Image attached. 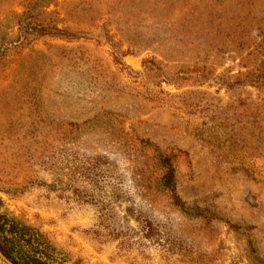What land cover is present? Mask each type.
Here are the masks:
<instances>
[{"label":"rangeland","instance_id":"1","mask_svg":"<svg viewBox=\"0 0 264 264\" xmlns=\"http://www.w3.org/2000/svg\"><path fill=\"white\" fill-rule=\"evenodd\" d=\"M196 62L204 77L167 83ZM261 74L264 0H0V213L61 264H264ZM139 140L174 157L178 195L210 218L170 215L187 259L120 257L84 236L95 210L76 192L97 190L83 168L102 156L131 188Z\"/></svg>","mask_w":264,"mask_h":264},{"label":"trees","instance_id":"2","mask_svg":"<svg viewBox=\"0 0 264 264\" xmlns=\"http://www.w3.org/2000/svg\"><path fill=\"white\" fill-rule=\"evenodd\" d=\"M192 46L194 47V44ZM160 64L156 63L154 57L143 62L146 71L159 70ZM176 69V72L170 73L171 81L167 83H174L178 90L187 86L185 84L187 80H194L195 76L204 77L206 70L205 67L199 66L198 62L191 68L180 66ZM258 80L264 83V74H261ZM189 94L193 93L169 96L183 98ZM192 103L190 100L185 101L186 105ZM134 143L139 148L137 152L144 154V165L140 172L137 170L131 172L133 180L137 173L140 176L131 188H124L122 185L124 182L115 169L103 171L108 162L102 156L96 157L94 164L86 169L83 168L81 174L97 190L96 196L84 191L76 192L78 202L89 205L95 210L94 223L92 227L84 230V236L100 248L114 246L116 255L120 257H130L135 254L133 258L146 260L149 258L150 250H156L166 261L176 256L179 259L180 256L181 259H187L186 240L178 236L173 229L170 215L172 212H180L191 219L210 221V218L198 210L189 211L178 195L176 167L172 155L165 154L146 140L134 141ZM231 143L232 148H238L237 140ZM242 148L244 147L238 148L239 151H243ZM247 158L252 157L247 156ZM111 179L117 184L109 186V190H106L104 181ZM0 249L14 264H61L49 252L55 247L38 229L30 228L16 219L11 220L1 213ZM73 264H84V262L77 260Z\"/></svg>","mask_w":264,"mask_h":264},{"label":"water","instance_id":"3","mask_svg":"<svg viewBox=\"0 0 264 264\" xmlns=\"http://www.w3.org/2000/svg\"><path fill=\"white\" fill-rule=\"evenodd\" d=\"M0 257L5 260L8 264H14L13 262H11L4 254L3 252L1 251L0 249Z\"/></svg>","mask_w":264,"mask_h":264}]
</instances>
